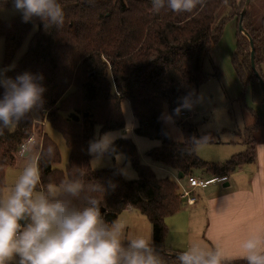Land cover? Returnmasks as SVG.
<instances>
[{"label": "trees", "instance_id": "16d2710c", "mask_svg": "<svg viewBox=\"0 0 264 264\" xmlns=\"http://www.w3.org/2000/svg\"><path fill=\"white\" fill-rule=\"evenodd\" d=\"M11 1L0 0V9ZM246 1L240 7L236 0H204L203 6L198 5L192 13L180 14L165 10L156 14L151 0L61 1L64 24L47 31L36 18L28 23L21 18L9 22L0 19L5 66L12 63L36 27L26 53L7 75L15 78L31 72L44 77V103L38 109L43 121L60 131L70 153L66 172L55 169L61 161L58 148L45 133L39 132L40 146H52L55 150L51 159L47 153L41 159L40 189L49 183L58 185L69 178L76 179L83 171L86 183L98 182L107 188L106 192L95 193L107 222L117 221L129 209L139 212L152 225L153 241L163 264H178L176 256L165 254H179L165 247L166 219L178 213L184 204L177 183L168 178L158 179L148 167L140 165L136 146L130 139L115 142V155L126 156L138 173L137 180L126 181L114 167L94 171L89 164V141L97 125L101 132L124 127L120 104L127 100L137 122L135 134L161 141V147L152 150L151 158L182 173L183 179L197 171L213 178H227L254 163L255 134L262 124L247 130L245 153L222 164H210L200 160L195 149L199 144L212 143V138L198 134L181 117L190 108H182L179 115L174 113L185 97L190 98L191 105L196 101L198 88L208 78L204 66L223 32V24L215 26L219 8L229 5L230 15L237 16L239 25ZM250 5L251 2L243 27L254 42L255 67L264 82V24L258 29L252 26ZM250 53V43L238 27L237 50L232 58L235 73L245 89L251 87L254 99L264 102L259 79L251 68ZM165 106L184 131L185 141L181 144L173 140L164 125ZM35 131L31 113L13 131L0 136V190L5 187L6 170L16 165L20 145L27 143ZM75 203L82 205V201Z\"/></svg>", "mask_w": 264, "mask_h": 264}, {"label": "clouds", "instance_id": "9594fccd", "mask_svg": "<svg viewBox=\"0 0 264 264\" xmlns=\"http://www.w3.org/2000/svg\"><path fill=\"white\" fill-rule=\"evenodd\" d=\"M151 4L156 14L162 10L180 14L192 13L204 0H151ZM12 5L23 22L36 18L45 31L64 24L61 0H12ZM9 70L0 69V136L42 107L46 91L42 75L24 72L12 78L7 75ZM190 107V98L185 97L174 113L179 115L182 108ZM162 118L172 119L170 115ZM100 128L96 126L88 147L92 161L99 164L106 156H115V140L121 135L101 133ZM45 153L51 159L55 150L52 146L43 148L35 140L22 143L19 154L24 167L13 184L0 190V264H163L154 241L139 235L127 238L123 224L105 220L95 193L107 188L98 182L86 183L83 171L76 179L40 189V164ZM120 171L132 178L128 169ZM240 248L238 259L245 264H264V233L247 236ZM176 259L178 264H223L225 257L219 248L193 242Z\"/></svg>", "mask_w": 264, "mask_h": 264}, {"label": "rangeland", "instance_id": "374dc122", "mask_svg": "<svg viewBox=\"0 0 264 264\" xmlns=\"http://www.w3.org/2000/svg\"><path fill=\"white\" fill-rule=\"evenodd\" d=\"M236 2L241 7L244 5L245 0H236ZM250 2V23L255 29H258L264 24V0H251ZM231 12L232 8L227 4H223L216 14L215 26L223 24L222 36L205 63L204 71L208 75V78L198 88L196 101L191 105L189 112H186V117H183L184 121H188L195 127L198 134L212 138V143L199 144L195 149L197 157L210 164H222L235 156L245 153L248 149V145L245 142L247 130L260 126V124H263V126L255 134V145H264V102H257L254 99L251 87L245 89L242 86L232 64V58L237 50L238 18L237 16H231ZM19 18H21V15L14 11L12 1L9 6L0 9V19L4 22ZM35 32L36 27L32 29L30 36L17 51L12 63L7 66L4 65L5 39L0 37V69H12L26 53L30 39ZM120 110L124 127L109 131L121 134L115 142L120 139L132 140L136 146V157L140 165L148 167L158 179L168 178L173 180L177 183L180 192L183 191L187 187L186 180L178 179L175 170L165 167L160 162H156L151 158L152 150L161 147V141L151 140L135 134L134 130L137 122L129 101H122ZM168 115L171 116L168 106H165L163 116ZM32 116L34 125H36V131L30 140H35L40 145V138L42 136L39 132L45 133L57 146L61 156L60 163L55 165L54 168L66 172L70 153L62 134L50 123L43 121L38 108L33 110ZM163 121L171 133L173 140L178 144L183 143L185 141V134L181 126L173 119L170 121L163 119ZM95 131L96 127L94 128V135ZM89 156V164L94 171L113 167L120 171L126 168L132 178H126L120 171L123 179L134 181L139 177L137 171L124 154L106 156L100 164L98 161H92L93 157L90 154ZM24 164L25 161L23 159L22 161H17L15 166L9 167L6 170L5 188L14 183ZM243 169L242 173L244 174L241 175H246L249 174V171L256 170V166L251 164L245 166ZM194 175L204 177L206 180L208 178L209 180L207 175H203L199 171L194 173ZM233 181L235 186L243 185L242 189L247 187V185L243 184L244 177L235 178ZM226 184L227 181H214L211 183L212 186L210 185L209 187L220 190ZM199 191H196L195 194ZM117 221L125 226L126 237L128 232L144 236L146 233L145 225H147L149 231L150 229L152 231L150 221L137 211H124L119 215Z\"/></svg>", "mask_w": 264, "mask_h": 264}, {"label": "crops", "instance_id": "0c3cea01", "mask_svg": "<svg viewBox=\"0 0 264 264\" xmlns=\"http://www.w3.org/2000/svg\"><path fill=\"white\" fill-rule=\"evenodd\" d=\"M255 146L256 159L252 165L256 166V170L241 175L244 174V166L227 178L207 176L209 180L227 181V184L220 190L209 187L211 184L205 189H195L192 194L195 204L188 206L183 200L181 210L166 219V249L181 253L193 242H198L209 249L219 248L225 257L223 262L241 260L238 259L241 255V241L251 234L264 233V145ZM19 159L23 160L18 156L17 161ZM242 177L243 184L247 185L245 189H242L243 185L235 186L233 183L235 178ZM185 180L187 185V178ZM209 180L207 178L206 181ZM196 191L199 192L195 194ZM133 211L129 209L125 212ZM145 229L144 236L128 232L127 238L139 235L153 241L151 229L149 231L147 225Z\"/></svg>", "mask_w": 264, "mask_h": 264}, {"label": "built area", "instance_id": "2783aa9c", "mask_svg": "<svg viewBox=\"0 0 264 264\" xmlns=\"http://www.w3.org/2000/svg\"><path fill=\"white\" fill-rule=\"evenodd\" d=\"M182 117H186V112H183L181 114ZM18 156H20V154L18 153ZM214 180H202L200 178H197L195 176H190L187 178V185L188 188L184 189L183 191H181V198L183 200H185V202L187 203L188 206H191L193 204H195V197L192 196L193 191L195 189H205L206 187H208Z\"/></svg>", "mask_w": 264, "mask_h": 264}, {"label": "water", "instance_id": "95a60500", "mask_svg": "<svg viewBox=\"0 0 264 264\" xmlns=\"http://www.w3.org/2000/svg\"><path fill=\"white\" fill-rule=\"evenodd\" d=\"M250 1L251 0H247V2H246L245 8H244V10H243V12L241 14V17H240V21H239L238 27H239V31L248 39V41L250 43V47H251V53H250L251 68L255 72L256 76L258 77L259 82H260V86H261V90H262V92L264 94V82L262 81L261 77L257 73L256 67H255V57H256V54H255L254 42L252 40V37L248 34V32L243 27V18H244V15L246 13V9H247ZM178 177H179V179H183L182 173H179L178 174ZM102 212H104V209H102ZM165 254H167L169 256H172V257H175V256L178 255V254L169 253V252H165Z\"/></svg>", "mask_w": 264, "mask_h": 264}]
</instances>
